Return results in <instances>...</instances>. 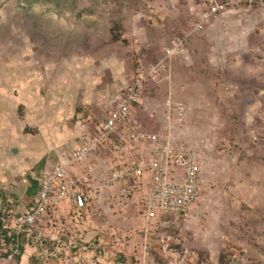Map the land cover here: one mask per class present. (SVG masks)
I'll return each instance as SVG.
<instances>
[{
  "label": "rangeland",
  "instance_id": "1",
  "mask_svg": "<svg viewBox=\"0 0 264 264\" xmlns=\"http://www.w3.org/2000/svg\"><path fill=\"white\" fill-rule=\"evenodd\" d=\"M216 1L226 10L196 32L210 0H0V72L15 61L9 73L26 74L32 93L9 97V118L0 111L11 132L0 138V163L22 157L30 166H15L26 173L0 183L15 188L7 192L11 209L28 208L33 197L23 184L34 178L29 168L39 171L43 128L68 149L60 159L59 148H48L43 167L63 163L74 152L71 129L86 125L94 136L139 73L156 69L113 141L139 158L150 142L129 153L136 133L194 148L203 159L200 199L187 215L149 220L141 192L121 194L135 203L113 213L119 240L104 243L106 262L264 264V0ZM91 158L108 166L113 144ZM135 218L144 227L128 224Z\"/></svg>",
  "mask_w": 264,
  "mask_h": 264
},
{
  "label": "built area",
  "instance_id": "2",
  "mask_svg": "<svg viewBox=\"0 0 264 264\" xmlns=\"http://www.w3.org/2000/svg\"><path fill=\"white\" fill-rule=\"evenodd\" d=\"M210 4L196 32H201L211 16L225 11L227 6L216 0H210ZM167 53L172 54L171 50ZM157 72L153 69L147 74L139 73L88 143L42 176L40 189L24 213L13 214L8 209V201L0 199V264H21L27 247L34 250L37 264H108L104 242L88 240L83 235L92 226L95 202L106 192L123 183L142 179L147 173H150L149 192L143 200L146 217L153 220L158 215L182 217L188 214L200 199L203 159L194 148L169 137L133 134L131 141L150 142L153 146L150 160L123 165L100 182L92 179L97 168L95 164H91L83 175L73 172L74 164L81 165L100 148L112 144L118 129L130 119L140 101L149 76L156 79ZM175 112L177 121H182L184 108L178 107ZM120 148L119 144L114 146L116 151ZM91 253L93 258L80 259Z\"/></svg>",
  "mask_w": 264,
  "mask_h": 264
},
{
  "label": "crops",
  "instance_id": "3",
  "mask_svg": "<svg viewBox=\"0 0 264 264\" xmlns=\"http://www.w3.org/2000/svg\"><path fill=\"white\" fill-rule=\"evenodd\" d=\"M12 66H16L15 61H13V60L9 61V63H7L5 65V67L3 68V72H0V111L3 113V116L4 115L6 116V118L7 117L9 118L11 116V112H12L11 111V105H10L11 101H10L9 97L12 94L19 93V96H17V97H20V100H23L24 97L22 99H21V97L25 92H27V94H26L27 96L32 94V93H29L30 89H29V86L27 83L28 82L27 75L26 74H18L16 72L14 74H13V72H12V74L9 73V71L12 70ZM121 95H120V97H121ZM120 97L118 99H120ZM140 101H141V99H140ZM0 120H1L0 121V136H1L0 138L10 137L11 132H10V130H8V128L7 129L5 128L6 127V121H5L4 117H0ZM121 128L123 129L125 127H120L118 129L119 133H117V136H119L120 138H121L120 131L122 130ZM40 134H42V136L38 137V139L36 141V145H37L36 151L38 153V156L40 157V160H38V162H36L37 159L35 160L37 166L39 167V171L37 174H35L34 172H32L31 168H29V170H28L29 174L31 173V175H34V178L32 181H29V179H27L25 181L26 183L23 184L25 189H26V192H30L31 196L33 195L31 200H29V202L30 201L32 202L34 199V196L38 193L39 188H40V183L42 180V176L44 174H46L52 167V166L50 167L49 165H46L43 167V165H45L44 163L46 161V160L44 161V159H46V157L48 156L49 150H53L54 148L55 149L59 148V149L55 150V152H58V153L54 157L60 158V159H63L62 157L66 154V150H68L64 145H62V146L59 145V141H57V139H56V134H54L53 130H51L50 128H48V129L43 128L41 130ZM69 136H70L69 138H71V151H73V150L75 151V150L81 148L83 145L87 144L89 139L91 138L89 136V132L87 131L86 125H83V127H80V128L71 129ZM114 137H113V139H114ZM130 143H131L130 148H126V149H128V151L130 149L134 150L135 148H137L139 146V144H144V143H136L133 141H130ZM112 144H113V146H115L116 144H119V142L116 143L112 140ZM150 145H148L150 148L147 147L144 149V151L142 150L145 154H142L141 158L137 157L136 156L137 154L134 153L133 151L131 153L129 151L130 154H127V152H126L127 150H126V151H124V152H126L124 154L123 150H121V149L118 151L114 150L115 160L110 161L108 166H106L107 161L103 165H102V163H100V165L96 168V170L93 174V177H92L93 181L94 182H100L102 180L101 178L103 177L102 173L106 169L109 170V172H110L109 174H111V172L113 170H115V169H117L123 165H127V164L134 163L137 161H149L151 158L152 149H153V146L152 145L150 146ZM48 148H49V150H48ZM120 151L122 153H120ZM28 155L30 156L31 153L28 152ZM55 158L53 161L59 160V159H55ZM91 161H93V158L86 160L81 165H77L78 167H76L73 171L74 174L79 175V176L83 175V173H85L87 171L88 166H90L89 164H91ZM23 162H24V159H22V157H19L18 159H16L15 157H10V158H6L5 160H3L0 163V169L3 170L4 173L0 175V183H1V181H4V179L7 180V179L16 178L17 175H15V173L17 171H19V174L26 173V170L30 166H28L27 163L24 164ZM17 165L26 166V170L25 169H21V170L15 169L14 167ZM40 169H42V170H40ZM126 184H129V185L132 184L131 185L132 187L130 186V187L124 188L122 190L121 189V188H123L122 185H126ZM149 184H150V173H147L144 175V177L142 179H138V180H134V181H130L128 183L122 184V185L118 186L115 189V191L110 190V191L106 192L105 194H103L95 202V207H94V210H93V213L91 216L92 226L90 225L89 228L86 227L88 229H87V231H85L83 233V235L86 236V238L88 240H95V241L101 240L105 244L108 243L109 239L111 241L112 240L118 241L119 240V237L117 234V231H118L117 228L118 227L115 226L116 223H115V219H114L115 217H114L113 213L115 212V210H117V211L121 210L122 213H127L128 211L126 210V208H129L131 206V204L133 205V203H135L134 202L135 198H133V196L131 197L130 195H126L128 198L126 196L123 198L122 196H124V195L121 196V194H125L124 192L129 193V194H132V193L134 194V193L139 191L145 197V195H147L149 192ZM129 185H127V186H129ZM9 189L10 190H8L7 188L3 187L0 184V199L9 202L7 192L13 191L15 188H13V186L10 185ZM21 192L23 193V191H21ZM10 193H12V192H10ZM111 193H115L114 195L115 196L118 195V196L117 197L113 196L115 198H113V199L111 198L112 200H110V196L112 195ZM12 194H14V193H12ZM14 195H13V197H14ZM120 198H121V200H123L122 203L120 201ZM13 199H15V198H13ZM131 199H134V200H132V202H131L130 201ZM139 200H140V197L137 199V201H139ZM10 201H12V200H10ZM31 202H30V204H31ZM29 205L27 204V206H29ZM11 208L12 207L10 205H8V209L10 210ZM26 209H27V207L24 208L23 210L21 208H19V210L18 209L17 210L11 209L10 211H12V213L16 215L19 213H21V214L24 213L26 211ZM142 217L146 219V214L144 213V215ZM134 220L136 221V222H134V225L137 224L139 228L144 227V220H140V219L138 220V218H135L133 220L129 219L128 224H130ZM139 225H142V226H139ZM130 226H131V224H130ZM93 256H94L93 253L87 254V255L84 254L80 257V259H84V261H85L87 258L89 259ZM33 259H34V250L32 248L27 247L25 249V253H24L23 258L21 259V264H32L31 261ZM76 261H78V258H76ZM35 264H37V263H35Z\"/></svg>",
  "mask_w": 264,
  "mask_h": 264
}]
</instances>
